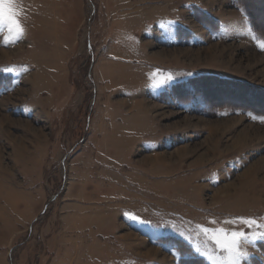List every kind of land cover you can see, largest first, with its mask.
<instances>
[{"label":"rangeland","instance_id":"1","mask_svg":"<svg viewBox=\"0 0 264 264\" xmlns=\"http://www.w3.org/2000/svg\"><path fill=\"white\" fill-rule=\"evenodd\" d=\"M244 1L21 0L0 264H213L217 229L264 232V0ZM240 247L264 264V239Z\"/></svg>","mask_w":264,"mask_h":264},{"label":"snow or ice","instance_id":"2","mask_svg":"<svg viewBox=\"0 0 264 264\" xmlns=\"http://www.w3.org/2000/svg\"><path fill=\"white\" fill-rule=\"evenodd\" d=\"M24 14L21 0H0V34H3L5 45L18 42L25 34L21 17ZM244 224H254V221L240 218ZM206 231V230H205ZM213 239L220 252L227 254V259L216 260L213 264H243L247 253L241 250V242L254 243L257 239H264V232L258 236H250L239 230L229 231L217 229Z\"/></svg>","mask_w":264,"mask_h":264},{"label":"trees","instance_id":"3","mask_svg":"<svg viewBox=\"0 0 264 264\" xmlns=\"http://www.w3.org/2000/svg\"><path fill=\"white\" fill-rule=\"evenodd\" d=\"M248 2H249V1L245 0V1L243 2V5L246 6L247 9L249 10V4H250V3L248 4ZM249 13H250V10H249ZM253 25H254V24H253ZM256 29H258V28H256Z\"/></svg>","mask_w":264,"mask_h":264}]
</instances>
